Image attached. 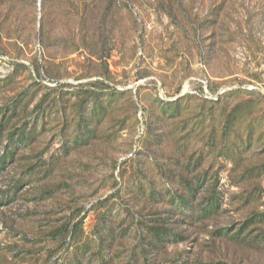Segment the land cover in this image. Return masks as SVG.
Here are the masks:
<instances>
[{
    "label": "rangeland",
    "instance_id": "obj_1",
    "mask_svg": "<svg viewBox=\"0 0 264 264\" xmlns=\"http://www.w3.org/2000/svg\"><path fill=\"white\" fill-rule=\"evenodd\" d=\"M99 252L264 264V0H0V264Z\"/></svg>",
    "mask_w": 264,
    "mask_h": 264
},
{
    "label": "trees",
    "instance_id": "obj_2",
    "mask_svg": "<svg viewBox=\"0 0 264 264\" xmlns=\"http://www.w3.org/2000/svg\"><path fill=\"white\" fill-rule=\"evenodd\" d=\"M209 101H213V100H209ZM194 192L195 191H190L189 193V197L185 198L182 197L181 202L183 203V205H187L188 203H191V200H194ZM218 195H216L215 192L213 193H206L205 196H203L202 198V202H200V207L198 208V210L196 211L197 216L193 218L194 221L197 222H202L204 221L205 218L210 217L212 211L214 208H216V204L220 201V198L217 197ZM177 205H173V209H171L172 213L174 216H177ZM175 221H169V220H165L163 222V227L160 228H156V227H152L150 228V232L152 233V238L151 240H153L152 242H150V246H151V250L149 251V254L146 255L144 258H146V261L148 259V257H153V259L157 260L156 258L158 257L157 255L161 252H166L167 251V244L172 242V243H177L180 242L182 240V235L176 232V228L178 227V225H176V223H173ZM108 249L110 247H107ZM164 250V251H163ZM98 259H99V263L97 262V264H102L104 262V264L108 263V261L110 260V258L108 257V254L106 255H102L100 252L98 253ZM109 258V260H108ZM130 258V264H139V256L137 253L133 252L132 254H130L129 256ZM108 260V261H106ZM145 262V261H144ZM78 263L79 264H91L92 263V257L91 256H79L78 257Z\"/></svg>",
    "mask_w": 264,
    "mask_h": 264
},
{
    "label": "built area",
    "instance_id": "obj_3",
    "mask_svg": "<svg viewBox=\"0 0 264 264\" xmlns=\"http://www.w3.org/2000/svg\"><path fill=\"white\" fill-rule=\"evenodd\" d=\"M203 86H204V89H205L206 93L208 94V91H207V83H204ZM216 96H217V95H215V98H216ZM210 97H212V96H210Z\"/></svg>",
    "mask_w": 264,
    "mask_h": 264
}]
</instances>
